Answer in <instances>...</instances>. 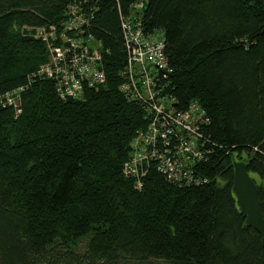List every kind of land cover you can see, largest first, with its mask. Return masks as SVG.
Listing matches in <instances>:
<instances>
[{
    "label": "trees",
    "instance_id": "16d2710c",
    "mask_svg": "<svg viewBox=\"0 0 264 264\" xmlns=\"http://www.w3.org/2000/svg\"><path fill=\"white\" fill-rule=\"evenodd\" d=\"M74 1L0 0V264H264L233 191L244 161L264 215V0H146L145 30L165 31L166 91L178 109L206 110L210 152L202 184L152 164L141 186L124 165L143 109L119 90L122 15L137 0H82L102 42L99 87L63 99L33 75L49 51L29 31L59 24ZM20 85L18 105L4 106Z\"/></svg>",
    "mask_w": 264,
    "mask_h": 264
},
{
    "label": "built area",
    "instance_id": "2783aa9c",
    "mask_svg": "<svg viewBox=\"0 0 264 264\" xmlns=\"http://www.w3.org/2000/svg\"><path fill=\"white\" fill-rule=\"evenodd\" d=\"M82 0L67 6L66 18L59 24L30 30L29 34L47 43L49 60L36 75L51 78L63 98L80 99L88 88L105 82L102 42L87 32L91 11ZM146 0L131 4L122 15L125 39L129 46L124 67L119 71V90L138 102L145 125L132 140L130 158L124 165L128 176H144L154 164L169 180L178 185L202 184L207 181L198 167L207 163L210 147L204 127L206 110L198 101L178 109L175 98L166 91L172 67L165 52V31L147 32L143 24ZM31 78V77H30ZM28 85H20L2 97V104L17 106L18 98Z\"/></svg>",
    "mask_w": 264,
    "mask_h": 264
},
{
    "label": "water",
    "instance_id": "95a60500",
    "mask_svg": "<svg viewBox=\"0 0 264 264\" xmlns=\"http://www.w3.org/2000/svg\"><path fill=\"white\" fill-rule=\"evenodd\" d=\"M233 191L246 224L254 227L261 235L264 245V215L261 210L259 184L250 174L244 161L234 163Z\"/></svg>",
    "mask_w": 264,
    "mask_h": 264
},
{
    "label": "rangeland",
    "instance_id": "374dc122",
    "mask_svg": "<svg viewBox=\"0 0 264 264\" xmlns=\"http://www.w3.org/2000/svg\"><path fill=\"white\" fill-rule=\"evenodd\" d=\"M255 177H257V176H255ZM257 180H258V182L261 181V179H260L259 177H257ZM259 180H260V181H259ZM152 264H170V263H167V262H165V261H155V262H153Z\"/></svg>",
    "mask_w": 264,
    "mask_h": 264
}]
</instances>
